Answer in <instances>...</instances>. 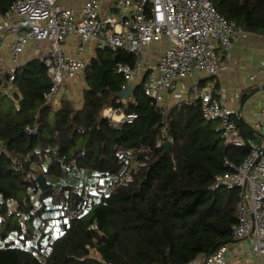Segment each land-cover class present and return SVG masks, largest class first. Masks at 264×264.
Listing matches in <instances>:
<instances>
[{
    "label": "trees",
    "instance_id": "trees-1",
    "mask_svg": "<svg viewBox=\"0 0 264 264\" xmlns=\"http://www.w3.org/2000/svg\"><path fill=\"white\" fill-rule=\"evenodd\" d=\"M14 1L0 0V14ZM209 1L243 32L264 34V0ZM117 64L132 66L133 56L97 52L79 103L44 100L51 78L39 59L15 73L11 96L0 93V194L14 206L0 198V264H103L97 257L106 264H190L234 241L238 190L214 185L255 148L254 131L234 116L243 146L224 147L217 121L202 117L198 100L165 117L144 94L145 78L122 101L115 94L126 81ZM106 108L137 119L116 124L103 117ZM74 168L93 178V195L72 181L67 186ZM65 207L82 214L65 235L42 236L43 220ZM26 242L29 249L20 245Z\"/></svg>",
    "mask_w": 264,
    "mask_h": 264
},
{
    "label": "built area",
    "instance_id": "built-area-1",
    "mask_svg": "<svg viewBox=\"0 0 264 264\" xmlns=\"http://www.w3.org/2000/svg\"><path fill=\"white\" fill-rule=\"evenodd\" d=\"M133 1L113 0L114 14L100 18L96 0H87L79 17L72 10L60 7L58 0H15L6 12L0 14V35L13 36L9 44L10 66L0 69L4 83L0 87L1 95L13 94L14 76L22 66L19 57L30 41L47 43V49L38 59L51 78V87L44 94V100L52 103L64 83L74 81L78 76L85 78L84 59L63 51L62 45L69 36L78 37L81 52L84 45L92 44L97 51L118 49L131 54L132 66H115L116 73L131 85L145 69L150 46L166 39L167 46L159 53L156 62L147 68L142 83L151 106L166 117L171 108L179 109L188 103L190 94L192 100L200 102L202 117L217 121L216 131L220 133L223 146L242 147L243 141L232 119L236 113L223 101L224 89L211 92L199 89L197 84L191 87L185 84L187 79L201 72L217 80L222 70L221 55L231 50L234 40L244 33L242 29L218 14L209 0H136L130 17L126 12ZM102 115L116 124H132L137 119L134 113L126 114L112 108H106ZM253 130L262 140L261 147L252 149L238 167L230 165L233 173L217 177L214 189L231 185L238 190L233 240H246L242 255L257 256L260 264H264V124L256 123ZM27 132L31 130L27 129ZM66 180L67 186L72 183V187L86 197L94 194L93 178L77 169L67 173ZM0 198L9 209H13L9 198L3 199L1 194ZM81 214V208L60 209L56 218L43 220L40 226L42 236L52 240L65 235L68 224ZM89 229L95 230L96 227L91 225ZM20 245L29 249L31 244ZM97 261L106 264L100 257ZM200 264H228L226 246L204 257Z\"/></svg>",
    "mask_w": 264,
    "mask_h": 264
},
{
    "label": "crops",
    "instance_id": "crops-1",
    "mask_svg": "<svg viewBox=\"0 0 264 264\" xmlns=\"http://www.w3.org/2000/svg\"><path fill=\"white\" fill-rule=\"evenodd\" d=\"M87 0H58V5L62 8L70 9L76 17H79L81 8ZM99 5V17L103 18L114 14L113 0H96ZM136 0L127 9V16L131 17V12ZM13 36L9 34L0 35V69L10 66L9 44ZM159 48H150L146 55L145 69L138 75L137 83L146 77V70L153 65L159 53L167 46L168 41L163 39L159 43ZM78 37L71 35L64 41L62 48L65 53L72 57L84 59L86 67L92 59L96 58L97 50L92 44H86L83 51L78 50ZM47 49V43L42 41H30L26 50L21 54L20 64L24 65L28 61L38 59V56ZM222 70L216 80L206 73H197L187 79L185 84L191 87L195 84L199 89L214 92L224 89L225 106L236 113L237 119L253 130L256 123L264 124V34L243 33L238 36L227 53L221 55ZM85 67V70H86ZM252 77V79H251ZM81 76L74 81L66 82L61 87L60 93L53 100L54 105H58L60 100L81 101L85 83ZM263 88L256 93H250L253 89ZM187 99L192 102V95L188 94ZM254 131V130H253ZM255 133V132H254ZM257 140L254 142L255 148L261 147V139L255 133ZM246 245V240L233 241L226 246L228 264H260L257 256L245 257L242 250ZM204 257L197 258L193 264H200Z\"/></svg>",
    "mask_w": 264,
    "mask_h": 264
},
{
    "label": "water",
    "instance_id": "water-1",
    "mask_svg": "<svg viewBox=\"0 0 264 264\" xmlns=\"http://www.w3.org/2000/svg\"><path fill=\"white\" fill-rule=\"evenodd\" d=\"M260 90H263V88L253 89V90H251V91H249V92H250V93H256V92H258V91H260ZM133 92H134V86L131 85V84H126V86L123 88V90L120 91V92H118V93H116L115 96H116L118 99L122 100V101H127V100H129V98L132 96ZM165 146H166V152H167V151L169 150V148H170V143L167 142V143L165 144ZM37 180H38L39 184H40L43 188H47V186L45 185V182H44V178H43V177L40 176V177L37 178ZM72 198H73V197H72Z\"/></svg>",
    "mask_w": 264,
    "mask_h": 264
},
{
    "label": "rangeland",
    "instance_id": "rangeland-1",
    "mask_svg": "<svg viewBox=\"0 0 264 264\" xmlns=\"http://www.w3.org/2000/svg\"><path fill=\"white\" fill-rule=\"evenodd\" d=\"M159 46H160V44H158V45H155V44H152L151 46H150V48L152 49V48H159ZM146 60V59H145ZM146 62V61H145ZM138 81H137V79L135 80V82L132 84V85H134V84H136ZM80 102V100H78V103ZM81 105V104H80ZM79 104H78V106H80Z\"/></svg>",
    "mask_w": 264,
    "mask_h": 264
}]
</instances>
